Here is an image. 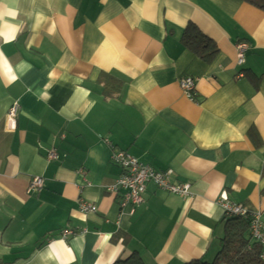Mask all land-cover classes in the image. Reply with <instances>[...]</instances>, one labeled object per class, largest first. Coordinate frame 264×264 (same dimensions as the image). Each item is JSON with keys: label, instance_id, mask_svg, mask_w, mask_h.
<instances>
[{"label": "crops", "instance_id": "0c3cea01", "mask_svg": "<svg viewBox=\"0 0 264 264\" xmlns=\"http://www.w3.org/2000/svg\"><path fill=\"white\" fill-rule=\"evenodd\" d=\"M190 24L216 46L210 57L184 44ZM239 43L248 44L242 66ZM187 76L195 101L180 85ZM113 146L171 171L170 184L189 183L190 195L149 184L134 211L121 208L124 191H110L123 174ZM36 176L45 185L29 191ZM80 201L96 212L82 213ZM224 202L264 224L263 9L0 0V264H114L134 253L146 264L211 262Z\"/></svg>", "mask_w": 264, "mask_h": 264}, {"label": "built area", "instance_id": "2783aa9c", "mask_svg": "<svg viewBox=\"0 0 264 264\" xmlns=\"http://www.w3.org/2000/svg\"><path fill=\"white\" fill-rule=\"evenodd\" d=\"M238 50V64L242 66L245 63V54L248 50L247 43H239ZM243 77V73L238 75ZM181 88L185 95L191 100L195 101L197 97V89L195 79L191 76L184 77L180 81ZM19 103H14L8 113V123L12 129L17 127V119L19 115ZM111 160L123 170V174L117 180L114 187L110 189L113 193H118L120 189L124 191L121 198V208L131 205L134 208L144 202V193L149 184H153L159 188L166 189L169 192L176 193L183 196H188L191 193V186L189 183L182 185H173L169 182L171 171L159 172L153 167L140 162L136 157L130 155L124 150L117 147H112ZM49 161H55L59 158L56 150L49 153ZM45 185L43 177L36 176L32 179L29 191H41ZM80 210L84 214L96 212L97 207L88 203L87 201H80ZM223 207L227 216L238 215L248 217L250 222L251 237L254 241L264 246V224L258 213L248 211L244 206L231 203H223ZM72 231L66 230L65 234H72ZM264 260V252L261 255Z\"/></svg>", "mask_w": 264, "mask_h": 264}, {"label": "trees", "instance_id": "16d2710c", "mask_svg": "<svg viewBox=\"0 0 264 264\" xmlns=\"http://www.w3.org/2000/svg\"><path fill=\"white\" fill-rule=\"evenodd\" d=\"M264 10V0H246ZM184 44L203 58L210 57L216 46L195 25L190 24L184 33ZM210 50V52H209ZM224 236L221 239V249L211 262L192 260L183 264H264L261 255L264 246L254 242L250 232L248 217L238 215L227 216ZM114 264H146L143 258L134 253L130 257L118 260Z\"/></svg>", "mask_w": 264, "mask_h": 264}, {"label": "rangeland", "instance_id": "374dc122", "mask_svg": "<svg viewBox=\"0 0 264 264\" xmlns=\"http://www.w3.org/2000/svg\"><path fill=\"white\" fill-rule=\"evenodd\" d=\"M214 253V252H213ZM216 253V252H215ZM213 255V254H212Z\"/></svg>", "mask_w": 264, "mask_h": 264}]
</instances>
